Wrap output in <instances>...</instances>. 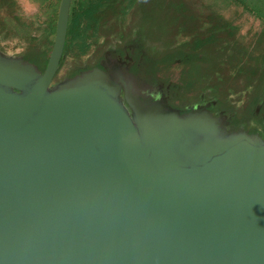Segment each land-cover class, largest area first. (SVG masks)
<instances>
[{
  "label": "water",
  "instance_id": "water-1",
  "mask_svg": "<svg viewBox=\"0 0 264 264\" xmlns=\"http://www.w3.org/2000/svg\"><path fill=\"white\" fill-rule=\"evenodd\" d=\"M71 3L44 72L0 59V264H264V143L190 166L177 154L214 122L146 133L98 69L52 89Z\"/></svg>",
  "mask_w": 264,
  "mask_h": 264
},
{
  "label": "rangeland",
  "instance_id": "rangeland-1",
  "mask_svg": "<svg viewBox=\"0 0 264 264\" xmlns=\"http://www.w3.org/2000/svg\"><path fill=\"white\" fill-rule=\"evenodd\" d=\"M246 1L264 12V0ZM60 2L0 0V59L29 64L39 72V42L50 26L56 31ZM241 3L118 0L103 13L105 21L89 29L87 54L64 57L52 89L78 82L99 67L111 90L120 87L119 101L146 133L163 130L158 126L171 122V108L179 109L185 120L209 111L216 117L212 100L227 99L232 107L217 116L214 126L194 129L192 140L177 154L190 166L205 160L207 154L199 155V150L207 143L227 145L242 137L264 143V21ZM206 40L204 52L195 42ZM182 45L187 53L173 58ZM189 109L196 113L185 114Z\"/></svg>",
  "mask_w": 264,
  "mask_h": 264
},
{
  "label": "trees",
  "instance_id": "trees-1",
  "mask_svg": "<svg viewBox=\"0 0 264 264\" xmlns=\"http://www.w3.org/2000/svg\"><path fill=\"white\" fill-rule=\"evenodd\" d=\"M118 0H72L71 7H70V15H69V26H68V33H67V40L64 50V57L72 56L74 58H80L87 54V51L89 50L90 44L87 42V35L89 29L92 27H99L101 23L105 21V17L103 15L104 12H106L110 6L114 3H116ZM132 1V0H131ZM242 5L246 8H250V11H256L257 15L260 19L264 21V12L260 8L252 7L246 0H241ZM55 27L50 26L48 30H46V34L44 35V39L42 42H39V57L42 58V63H35L39 72H44L47 63H48V56L50 55L54 41H55ZM53 38L51 39V37ZM195 44H200L199 48L202 51H206V49L209 47V41H200L195 42ZM186 45H182V47L177 48L174 53L172 54L173 58H180L183 55H185L188 51L186 48ZM185 48V49H184ZM176 55V56H175ZM171 57V58H172ZM178 57V58H177ZM65 58L62 60L59 71L63 67V63ZM35 62V61H34ZM38 62V61H36ZM191 62H195L192 60ZM105 67L100 66V69H103ZM96 69L99 70V67H96ZM58 71V72H59ZM103 72V70H100ZM58 74V73H57ZM107 75V74H106ZM108 77V76H107ZM109 78V77H108ZM191 85V83L189 84ZM218 105V106H215ZM261 114H264V102L262 101L261 104ZM212 108H215L217 111L216 117L210 116L211 112L209 111L208 114L199 115V116H188L191 117V120H204L201 117H204L205 120L208 119L212 122H217V116L221 112H224L226 110H229L228 108H231V104L226 100H222L221 98H218L217 96L212 100L211 106ZM165 108V106H164ZM172 115H176L177 118L183 119L180 114L179 109H172ZM195 114L193 111L187 110L185 114ZM210 114V115H209ZM184 115V114H182ZM190 120V119H188Z\"/></svg>",
  "mask_w": 264,
  "mask_h": 264
},
{
  "label": "bare ground",
  "instance_id": "bare-ground-1",
  "mask_svg": "<svg viewBox=\"0 0 264 264\" xmlns=\"http://www.w3.org/2000/svg\"><path fill=\"white\" fill-rule=\"evenodd\" d=\"M118 88H120V87H118ZM118 92H120V90H119ZM129 99H131V97H129ZM201 152H202V151H201Z\"/></svg>",
  "mask_w": 264,
  "mask_h": 264
},
{
  "label": "flooded vegetation",
  "instance_id": "flooded-vegetation-1",
  "mask_svg": "<svg viewBox=\"0 0 264 264\" xmlns=\"http://www.w3.org/2000/svg\"><path fill=\"white\" fill-rule=\"evenodd\" d=\"M121 88H122V86H121ZM129 97H130V94H129Z\"/></svg>",
  "mask_w": 264,
  "mask_h": 264
}]
</instances>
